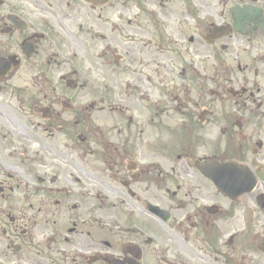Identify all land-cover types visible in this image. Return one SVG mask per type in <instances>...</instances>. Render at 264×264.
<instances>
[{"label": "flooded vegetation", "instance_id": "1", "mask_svg": "<svg viewBox=\"0 0 264 264\" xmlns=\"http://www.w3.org/2000/svg\"><path fill=\"white\" fill-rule=\"evenodd\" d=\"M0 264H264V0H0Z\"/></svg>", "mask_w": 264, "mask_h": 264}, {"label": "rangeland", "instance_id": "2", "mask_svg": "<svg viewBox=\"0 0 264 264\" xmlns=\"http://www.w3.org/2000/svg\"><path fill=\"white\" fill-rule=\"evenodd\" d=\"M131 18V17H130Z\"/></svg>", "mask_w": 264, "mask_h": 264}]
</instances>
